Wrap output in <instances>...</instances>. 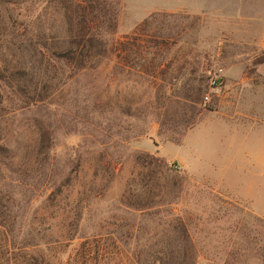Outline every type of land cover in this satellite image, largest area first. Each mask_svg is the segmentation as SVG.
Listing matches in <instances>:
<instances>
[{"label":"rangeland","instance_id":"374dc122","mask_svg":"<svg viewBox=\"0 0 264 264\" xmlns=\"http://www.w3.org/2000/svg\"><path fill=\"white\" fill-rule=\"evenodd\" d=\"M230 4L104 0L113 18L104 29L114 28L104 39L108 54L97 69L73 79L69 71L55 76L43 109L17 121L38 120L54 131L53 174L69 195L68 209L83 208L76 240L50 250L26 248L22 234L10 240L5 264H103L106 254L144 252L156 240L174 238L176 220L185 224L199 264H264V221L254 215L261 208L249 201L263 193L231 170ZM57 5L0 0V58L16 43L13 33L25 31L24 16H40L48 28ZM116 44L119 54L109 53ZM220 69L222 90L211 93L208 81ZM141 155L157 160L139 162ZM132 204L149 205L157 218L151 222L127 207ZM157 221L162 226L154 230ZM60 222L53 223L55 236Z\"/></svg>","mask_w":264,"mask_h":264},{"label":"trees","instance_id":"16d2710c","mask_svg":"<svg viewBox=\"0 0 264 264\" xmlns=\"http://www.w3.org/2000/svg\"><path fill=\"white\" fill-rule=\"evenodd\" d=\"M57 1L58 10L48 14L54 18V23L46 28L40 16L36 20L31 15H28L30 18L24 16L25 31L13 33L16 43H8L6 57L0 58V264H5L3 260L10 240L22 234L26 248L50 250L61 243L70 246L76 240L81 220L83 208L78 207L75 213L68 209L69 195L53 174L55 143L51 125L38 120L20 124L17 121L36 109H43L47 100L45 87L57 75L69 71L68 78L73 79L97 69L100 58L108 54L105 35L114 31L113 28L106 33L104 23H111L113 18L102 8L104 0ZM116 45L109 53L119 54L120 44ZM26 133L32 136L28 140ZM137 160L145 163L157 159L141 155ZM45 187L53 191L41 193ZM40 200L42 210L32 212ZM139 204L127 207H133L153 222L158 212L152 213V207ZM59 217L61 230L55 236L53 223ZM176 221L174 238L167 242L156 240L150 243L151 249L144 252L106 254L103 264H199L200 256L185 224ZM161 226L157 221L152 228L156 230ZM98 259L100 262V255L96 256L97 262Z\"/></svg>","mask_w":264,"mask_h":264},{"label":"crops","instance_id":"0c3cea01","mask_svg":"<svg viewBox=\"0 0 264 264\" xmlns=\"http://www.w3.org/2000/svg\"><path fill=\"white\" fill-rule=\"evenodd\" d=\"M228 1L231 71L226 89L231 91V170L249 176L252 183L248 185L263 193L259 200L250 197L249 201L258 202L261 209L254 215L264 221V61L257 62L264 57V0ZM240 185L247 187L246 183Z\"/></svg>","mask_w":264,"mask_h":264},{"label":"built area","instance_id":"2783aa9c","mask_svg":"<svg viewBox=\"0 0 264 264\" xmlns=\"http://www.w3.org/2000/svg\"><path fill=\"white\" fill-rule=\"evenodd\" d=\"M222 72L223 70H218L217 74L214 76H211L208 81V87L211 91V93L219 94L222 90ZM211 93H206L203 97V101L205 104H209L212 102V96Z\"/></svg>","mask_w":264,"mask_h":264}]
</instances>
